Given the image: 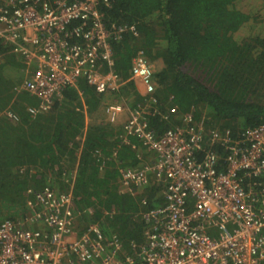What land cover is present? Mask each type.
<instances>
[{"label": "trees", "instance_id": "trees-1", "mask_svg": "<svg viewBox=\"0 0 264 264\" xmlns=\"http://www.w3.org/2000/svg\"><path fill=\"white\" fill-rule=\"evenodd\" d=\"M255 1L110 0L102 9L106 27L134 26L137 33L110 41L112 70L123 83L119 92L97 94L78 78L42 113L30 112L39 100L18 90L22 60L0 41V198L21 204L26 190L71 192L80 221L99 224L125 252L143 244L144 215L165 207L166 183L148 175L138 188L120 184L123 170L150 164L155 155L135 137L122 139V125L106 120L107 99L130 109L147 101L130 79L142 50L152 66L160 64L150 102L156 113L148 117L156 137L183 127L189 116L188 127L205 136L227 132L244 146L246 132L264 128V1ZM74 26L79 22L69 27L71 42ZM211 149L221 160L229 153ZM249 180L262 200L264 176Z\"/></svg>", "mask_w": 264, "mask_h": 264}, {"label": "built area", "instance_id": "built-area-1", "mask_svg": "<svg viewBox=\"0 0 264 264\" xmlns=\"http://www.w3.org/2000/svg\"><path fill=\"white\" fill-rule=\"evenodd\" d=\"M109 6L110 0H0V41L22 60L25 78L17 88L36 97L39 110H48L78 78L97 94L119 92L110 41L137 33L128 25L110 31L102 21ZM75 22L71 42L67 33ZM153 73L139 50L130 79L147 101L135 109L124 102L105 109L112 124L127 115L123 140L135 137L155 155L150 164L123 170L120 184L138 188L148 175L166 183L165 207L144 215V243L125 252L99 224L78 219L71 192L44 188L30 193L22 220L0 223V264H264V198L258 201L249 180L264 176V128L246 132L242 146L227 132L205 136L188 127L187 116L183 127L156 137L148 127L156 113ZM214 146L229 153L221 160Z\"/></svg>", "mask_w": 264, "mask_h": 264}, {"label": "rangeland", "instance_id": "rangeland-1", "mask_svg": "<svg viewBox=\"0 0 264 264\" xmlns=\"http://www.w3.org/2000/svg\"><path fill=\"white\" fill-rule=\"evenodd\" d=\"M250 1L254 4L255 0H250ZM159 67H160V64L156 63L155 65H153V70H156ZM13 94L15 96H18V93L15 90H13ZM17 99H19V97H17ZM113 103L119 104L120 102L114 101L112 98H110V99H107L106 105L108 104L111 105ZM30 108L37 109L36 107H30ZM126 118H127L126 114H121L118 118L117 124L123 125L126 121ZM32 191L33 190H26V198L21 201V204L19 203L14 204L8 198L2 199L3 198L2 196V198H0V223L5 220H10L14 222L19 221L27 213L25 207H26L27 201L32 200V198L30 197V193H32ZM133 195H135V193H133Z\"/></svg>", "mask_w": 264, "mask_h": 264}, {"label": "crops", "instance_id": "crops-1", "mask_svg": "<svg viewBox=\"0 0 264 264\" xmlns=\"http://www.w3.org/2000/svg\"><path fill=\"white\" fill-rule=\"evenodd\" d=\"M39 106V105H38ZM36 108H37V110H38V112L37 113H42V112H44L43 110H39V108L36 106ZM47 111V110H46ZM79 222V221H78Z\"/></svg>", "mask_w": 264, "mask_h": 264}, {"label": "clouds", "instance_id": "clouds-1", "mask_svg": "<svg viewBox=\"0 0 264 264\" xmlns=\"http://www.w3.org/2000/svg\"><path fill=\"white\" fill-rule=\"evenodd\" d=\"M109 105V104H108ZM27 214V213H26ZM26 216V215H25ZM20 220H22V219H20ZM14 222V221H13Z\"/></svg>", "mask_w": 264, "mask_h": 264}]
</instances>
